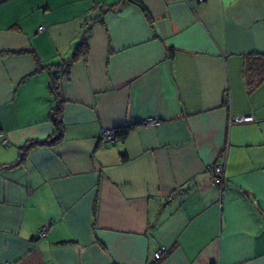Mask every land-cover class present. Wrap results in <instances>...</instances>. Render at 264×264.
<instances>
[{"label":"crops","instance_id":"1","mask_svg":"<svg viewBox=\"0 0 264 264\" xmlns=\"http://www.w3.org/2000/svg\"><path fill=\"white\" fill-rule=\"evenodd\" d=\"M142 2L0 3V264H264V0Z\"/></svg>","mask_w":264,"mask_h":264},{"label":"trees","instance_id":"2","mask_svg":"<svg viewBox=\"0 0 264 264\" xmlns=\"http://www.w3.org/2000/svg\"><path fill=\"white\" fill-rule=\"evenodd\" d=\"M7 0H0V3L5 2ZM131 2L140 5L146 12V14L149 16L146 7L144 5V3L142 2V0H130ZM88 51V42L86 40L85 35L77 42L72 55L66 59L65 61H63L62 65H68L72 60L76 59L78 56L81 55H86ZM51 65L47 64L46 67L50 68ZM51 71V70H50ZM48 88L50 93L52 94L53 98H54V105L51 107V110L49 111V117L53 122V130L52 132L47 135L46 137L42 138V139H31L26 141L24 144H22L19 147V156L18 158L7 164V165H0L1 167L4 166H16L20 163L23 162L27 152L39 145V144H53L56 141L60 140L63 136V132H64V124H63V118H62V113H63V105H64V98L59 90V82H58V78L55 74V72H50V79L48 82ZM136 125V123L134 122H130V123H125L122 126H118V127H114L115 129V141L117 139H122L128 132V130L133 126ZM114 141V142H115ZM125 156V155H124ZM224 185V182H223ZM37 236H38V232H37ZM39 237V236H38ZM211 264H216L215 262H212Z\"/></svg>","mask_w":264,"mask_h":264},{"label":"built area","instance_id":"3","mask_svg":"<svg viewBox=\"0 0 264 264\" xmlns=\"http://www.w3.org/2000/svg\"><path fill=\"white\" fill-rule=\"evenodd\" d=\"M234 120L237 121H250L254 119L253 114H245L241 116H233ZM141 123L143 124H158L159 121L157 119H142ZM115 129L114 127H105L102 128L101 133H100V144L101 146L105 145H110L114 143L115 141ZM0 138H3L2 132H0ZM3 141H6L5 138H3ZM221 158H217L211 165H210V173H211V180L213 184L219 186L220 191L222 192L223 189V182H224V167L222 163V156ZM48 229V224L42 225L39 230H38V236L43 237L46 235ZM157 250L155 252V258H160L161 257V252L162 249ZM217 264V263H216Z\"/></svg>","mask_w":264,"mask_h":264},{"label":"rangeland","instance_id":"4","mask_svg":"<svg viewBox=\"0 0 264 264\" xmlns=\"http://www.w3.org/2000/svg\"><path fill=\"white\" fill-rule=\"evenodd\" d=\"M33 1H34V2H38V3L40 2V0H33ZM60 13H61L60 11H55V12L52 13V15H53L56 19H58V16L60 15ZM54 14H55V15H54ZM34 16L37 17V18L39 17V16L36 15V14H35ZM34 16H31V17H34ZM40 23H42V24L45 25V23H44L43 21H40Z\"/></svg>","mask_w":264,"mask_h":264}]
</instances>
